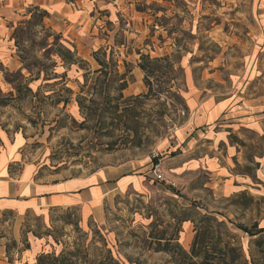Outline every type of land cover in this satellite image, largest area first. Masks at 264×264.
Instances as JSON below:
<instances>
[{
    "label": "rangeland",
    "instance_id": "1",
    "mask_svg": "<svg viewBox=\"0 0 264 264\" xmlns=\"http://www.w3.org/2000/svg\"><path fill=\"white\" fill-rule=\"evenodd\" d=\"M67 1L74 2V8L80 11L74 21L68 23L49 12L44 24L50 33L60 34L61 43L83 61V68L64 65L56 55H51L50 60L43 58L44 52L37 44L46 32L40 27L24 42L22 54L28 57L27 62L36 58L49 65L56 61L47 70L49 83L65 74L71 95L64 93L61 83L46 86L40 80L34 81L29 84L33 92L27 93L24 88L13 90L4 81L5 72L15 71L22 64L11 38L12 30L4 28L8 20L0 21V138L25 139L22 161L37 163L38 168L43 166V175L62 177L83 176L120 164L131 167L133 162L147 160L156 151V160L168 183L157 181L149 173L144 194L127 189L104 201L100 235L89 231L85 222L79 224L81 230L74 212L69 215L61 210L27 213L17 208L0 209V264H33L38 254L47 253L97 259L107 247L125 264H175L169 254L147 247V224L152 219L163 221L170 235L176 226L170 221L171 216L179 218L182 206L189 205L223 220L248 256L249 237L242 228L256 222L264 229V32L258 11L261 0ZM29 9L13 16L12 23L27 18H21V13L26 14ZM9 40L11 48L7 45ZM48 40L51 42L53 37ZM102 46L113 48L119 72L129 71L123 96L148 93L138 102H131L136 116L126 122V127L117 119L110 123L86 120L75 103L83 73L98 68L92 52ZM7 49L13 50L11 64L6 62ZM140 53L150 58L169 57L171 64L159 62L157 79H152L153 89L158 92H148L144 72L137 66ZM22 73L28 76L26 70ZM14 85L22 87L23 83L16 79ZM204 96L224 98L223 105L228 107L212 123L218 133L214 141L204 140L192 151V156L200 150L206 153L201 155L205 166L195 165L187 170L179 160L170 159L169 153L158 150L157 145L165 138L172 140L169 136L188 119L187 101ZM59 97H69V102L53 104L52 99ZM86 97V105L92 109L106 107L100 105V98L95 100L99 105L92 106L90 95ZM109 99L115 101V91ZM203 127L199 128L204 130ZM230 134L240 138L245 146L233 145ZM210 155L219 158V165L231 167L229 172L234 177L230 183L206 169ZM191 227L186 222L179 228L178 240L183 247ZM46 233L50 236L46 237ZM34 234L44 237L36 239ZM106 240L107 246L103 242ZM26 246L29 248L23 250Z\"/></svg>",
    "mask_w": 264,
    "mask_h": 264
},
{
    "label": "trees",
    "instance_id": "2",
    "mask_svg": "<svg viewBox=\"0 0 264 264\" xmlns=\"http://www.w3.org/2000/svg\"><path fill=\"white\" fill-rule=\"evenodd\" d=\"M27 18H23L15 23H10L9 27L12 30L11 38L14 40V45L19 53L18 57L21 61V67L12 72H5L4 81L11 85L13 90L19 92L22 88L27 93H32V88L29 86L31 82L42 81L44 85L55 86L62 84L61 89L67 95L72 94V90L66 87V81L64 79L65 74L59 76L60 80H55L53 83H49L50 77L47 73L48 68L54 67L56 61L45 64L41 60L33 59L28 61V57L22 54L23 44L26 40H29L31 34H36V27L44 30L46 33L38 42V47L43 50V58L50 60L51 55H56L61 63L64 65H79L80 68L82 60H80L75 52L65 47L61 43L60 34H52L49 29L45 27L44 19L48 17V11L39 7H31L27 10ZM53 37V40L49 42V37ZM92 57L97 63L98 68L92 72L86 71L83 73V81L79 85V94L75 99V103L82 114L86 115V120H95V122H107L110 123L113 119H117V123L123 122L126 127V122L130 119H134L136 111L131 106V102H138L142 97H147L146 94H139L135 96L124 97L123 90L127 87L126 76L128 70L119 72L118 60L114 55L113 48L110 46H102L95 49L92 52ZM161 61L169 62V57L163 58H150L149 55L140 53V59L137 66L144 72V83L148 88V92H158L153 89L152 79H157L159 71L158 63ZM22 70H26L28 76L22 73ZM16 79L21 80L22 87L14 85ZM40 86V85H39ZM37 87V90L39 89ZM115 91V101L109 99L110 94ZM174 94V92H173ZM11 95V93H10ZM90 95L89 102L92 106L99 104L95 102L96 97L101 99L100 105H106L104 108L96 107L92 109L86 105L87 97ZM47 97H51L47 95ZM106 99V100H104ZM104 100V101H103ZM62 102L66 105L69 102V97L52 99L53 104H59ZM90 110V111H88ZM93 112V114L91 113ZM160 115V114H159ZM250 160V156L247 157ZM153 162L156 159L153 158ZM66 211L74 212L77 216V226L80 219L75 207L66 209L52 208L49 211ZM182 215L177 218L175 215L171 216L170 221L174 222L173 232L169 235L166 227H163L165 222L156 221L152 219L147 224L149 232H147L146 240L148 248L154 252H163L169 254L170 260L175 264H264V229H262L256 222H253L250 226L242 228L243 231L249 237L248 256L242 250V247L238 241V237L229 232L223 220H219L212 213H200L197 207L189 205L182 206ZM29 213V212H27ZM149 218L150 215H147ZM193 217H197L194 220ZM184 222H190L192 224L193 237L189 244V247L185 249L179 239L180 227ZM167 223V222H166ZM162 229H158L161 228ZM89 231H96L101 233V229L94 222H89L87 225ZM82 230V229H81ZM49 237L50 234H44ZM43 235L34 234V238L41 239ZM105 239V237H104ZM107 246L106 241H103ZM26 246L23 250L28 249ZM22 251V250H21ZM45 260L47 262H45ZM8 262H10L8 260ZM33 264H125L119 261L111 253V249L107 247V251L100 258L97 259H79L73 254L67 255H55V254H38Z\"/></svg>",
    "mask_w": 264,
    "mask_h": 264
},
{
    "label": "crops",
    "instance_id": "3",
    "mask_svg": "<svg viewBox=\"0 0 264 264\" xmlns=\"http://www.w3.org/2000/svg\"><path fill=\"white\" fill-rule=\"evenodd\" d=\"M259 4L260 26L263 33L264 0H261ZM35 6L48 11V13L62 16L68 23L74 21V17L78 16L76 14L80 12L74 8V2L67 0H0V21L8 20L4 28L10 31L9 25L14 19L13 16L20 15L19 13L25 8ZM24 16L25 14L21 13V18ZM10 42L12 41H7V45L11 48ZM7 51L8 58L5 61L11 64L13 50L7 49ZM190 96L194 97V94L191 93ZM225 102L224 98L216 99L214 96L188 100L186 103L189 112L188 119L178 125L172 140L165 138L158 143L157 149L163 150L164 154L169 153L170 159L179 160L180 164H184L182 168L187 170L192 169L195 165L203 166L202 161L205 159L201 155L206 153L200 150L197 155L192 156V151L194 148H198L196 146L200 145V142L204 140L213 142V138L218 136L212 123L218 120L228 107L227 104L223 105ZM199 127H203L204 130ZM229 138L233 140V145L245 146V143L235 135L230 134ZM25 142V139L0 138V209L2 210L17 208L30 212L75 207L80 219L79 224L85 222L87 227L89 222H94L100 227L99 224L105 217L104 201L125 193L127 189H133L139 194H144L147 190L148 185L145 184V180L151 173L152 157L141 162L135 161L130 165L131 167H127L125 164L107 166L83 176L43 175L42 171L46 168L43 166L38 168L37 163L22 161L24 158L21 149ZM208 145H212L211 142ZM211 149L212 146H209V150ZM210 156L205 162L206 169L217 176H222L224 183H230L234 177L229 172L231 167L219 165V158ZM261 157L264 158V152ZM188 223L191 225L190 222ZM192 237L191 227L185 249L189 247Z\"/></svg>",
    "mask_w": 264,
    "mask_h": 264
},
{
    "label": "built area",
    "instance_id": "4",
    "mask_svg": "<svg viewBox=\"0 0 264 264\" xmlns=\"http://www.w3.org/2000/svg\"><path fill=\"white\" fill-rule=\"evenodd\" d=\"M172 137H173V134H171L169 136V138H172ZM151 157L156 159L158 157V153L156 151H153L151 154ZM150 172L157 181L163 182L165 184L168 183L166 176H165V173H164L159 161L156 160V162L152 164Z\"/></svg>",
    "mask_w": 264,
    "mask_h": 264
}]
</instances>
